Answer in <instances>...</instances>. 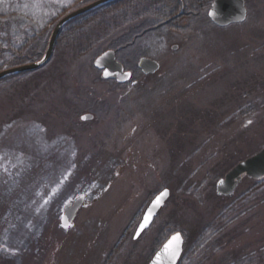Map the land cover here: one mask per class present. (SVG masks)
<instances>
[{
  "label": "rangeland",
  "instance_id": "rangeland-1",
  "mask_svg": "<svg viewBox=\"0 0 264 264\" xmlns=\"http://www.w3.org/2000/svg\"><path fill=\"white\" fill-rule=\"evenodd\" d=\"M202 1L207 11L213 0ZM21 3L38 24L82 5ZM245 3L241 24L146 37L119 56L132 75L122 86L100 77L91 51L75 54L62 41L42 67L0 79V264H147L165 226L182 231L189 246L232 198L259 188L244 176L232 196L215 189L230 167L264 147V0ZM6 34L0 69L9 64L3 54H19ZM142 56L159 64L153 74L136 65ZM85 113L93 118L82 121ZM163 187L170 197L134 240L142 210ZM80 194L92 203L63 232V201ZM35 195L38 220L29 208ZM232 202L237 213L247 208L237 216L225 211L230 223L216 237L223 251L199 264H221L224 253L228 262L264 258V196Z\"/></svg>",
  "mask_w": 264,
  "mask_h": 264
},
{
  "label": "trees",
  "instance_id": "trees-1",
  "mask_svg": "<svg viewBox=\"0 0 264 264\" xmlns=\"http://www.w3.org/2000/svg\"><path fill=\"white\" fill-rule=\"evenodd\" d=\"M91 1L93 0H81V3L86 4ZM8 5L10 9L2 12L4 7ZM24 7L26 5L23 6L21 0H2L0 2V32L2 30L6 32V37L8 38L13 35L15 40L11 39V44H14L13 46L19 50V54L9 52L8 56L5 55V57H3V54L1 58H7L9 61L6 67L15 66L10 65V63L25 59L35 61L40 58L46 48L47 37H49L55 22L68 12L65 7L56 17L54 16L52 20L49 19L48 23L38 24V20H36L37 18L34 17L33 13L30 10L27 12ZM206 7L207 5L202 0L110 1L91 9L87 13L76 16L66 23L57 36L56 45H58L59 41H62L64 50H70L75 54L91 51L95 56L110 48L116 51L117 59L120 60V55L126 57L127 54H133L138 49V45L151 35L159 36L172 30L180 32L193 31L195 26L199 24L202 29L210 25L216 28H224L218 27L211 22L207 16ZM21 10L26 13L21 12ZM14 17H18L20 23H16ZM19 36L23 38L19 39ZM123 61L122 59L121 62L125 66L126 64ZM238 111L240 116H245L249 112L247 106H241ZM253 182L256 187L259 186L256 191L246 197L245 193L237 195L232 200L241 198L242 202L244 200L248 202L253 197L260 201L264 196V178L257 181L253 180ZM232 200L226 206H223L217 215L213 217L214 219L211 223L205 224L207 226L202 228L199 237L191 245L188 246L186 238L184 239V249L178 264H199L200 258L204 254L211 256L223 251V238L216 237L219 229L227 227L230 223L231 218L222 220L225 211L229 208L231 211L228 213L232 215L236 213L235 215L237 216L247 208L243 202L245 209L239 210L237 213V206L233 208L231 203L234 202ZM173 231L170 224L165 226L162 230V235L156 240L157 245L159 246ZM230 256L231 254L224 253L221 258V264H264V258L260 256L249 258L247 256L240 259H235V257L233 262H228L227 258Z\"/></svg>",
  "mask_w": 264,
  "mask_h": 264
},
{
  "label": "water",
  "instance_id": "water-1",
  "mask_svg": "<svg viewBox=\"0 0 264 264\" xmlns=\"http://www.w3.org/2000/svg\"><path fill=\"white\" fill-rule=\"evenodd\" d=\"M110 1L114 0H95L61 17L54 25L50 36L48 37L47 46L42 57L31 63L0 70V79L13 73L34 70L43 66L52 55L57 36L63 28L62 26L76 16L87 13L91 9ZM245 6L244 0H213L209 8H207V13L208 17L215 25L225 27L230 24L243 22L246 19L247 8ZM94 65V67L102 69V77L104 78H114L121 83L130 78V72L124 71L123 65L116 59L115 50L110 48L101 53L94 60ZM137 65L144 73L153 74L159 68V64L148 57H141ZM82 117H84L83 120H85L92 118V115L85 114ZM244 175L253 179H260L264 176V147L230 167L225 175L222 178L220 177L216 182V193L223 196L232 195ZM169 196L170 190L168 188H162L152 199H150L151 201L148 202V205L143 210L141 219L135 229L133 235L134 239L138 238L142 231L150 226L152 220L156 217L159 209L165 205ZM83 200L84 196L80 195L66 203L62 217L63 224H70L79 207L83 205ZM176 234H179L180 236L179 241L172 240V237ZM182 239L183 236L181 232L176 231L172 233L159 249L155 251L147 264H176L183 250ZM169 245L170 247L166 250V246Z\"/></svg>",
  "mask_w": 264,
  "mask_h": 264
},
{
  "label": "flooded vegetation",
  "instance_id": "flooded-vegetation-1",
  "mask_svg": "<svg viewBox=\"0 0 264 264\" xmlns=\"http://www.w3.org/2000/svg\"><path fill=\"white\" fill-rule=\"evenodd\" d=\"M113 81H114V80H113ZM114 82H115V81H114ZM116 83H120V82H117V81H116ZM63 137H64V140H65V141H63L64 143H66V142L69 141V140H71V142H73V141H72L73 139H71L68 135L63 134ZM77 163H78V162L75 161V163H74V166H75V167H77ZM82 163H83V162H82ZM65 184H66L67 187H68L70 183L67 182V183H65ZM106 188H107V186H106ZM106 188H105V189H106ZM105 189H104V190H105ZM61 190H62V189H61ZM76 196H77V195H76ZM74 197H75V196H74ZM74 197H73V198H74ZM84 198H85V201H86V200H87V198H86V194L84 195ZM68 200H69L68 198H67V199H64L63 204H62V206H61V212L63 211V208H64V204H65V202H67ZM62 207H63V208H62ZM62 213H63V212H62ZM71 224H73V223H71ZM71 224H69V227H65V226L61 223V217H60V226H61L60 229H61L63 232H65V230H67V228H73V225H71Z\"/></svg>",
  "mask_w": 264,
  "mask_h": 264
},
{
  "label": "snow or ice",
  "instance_id": "snow-or-ice-1",
  "mask_svg": "<svg viewBox=\"0 0 264 264\" xmlns=\"http://www.w3.org/2000/svg\"><path fill=\"white\" fill-rule=\"evenodd\" d=\"M82 118H84V117H82ZM64 226H65V227H69V225H68L67 223H65ZM142 227H143V225H142ZM172 240H173V241H179V240H180V236H179V234H176L175 236H173V237H172ZM168 247H170V245H169V246H166V250L168 249Z\"/></svg>",
  "mask_w": 264,
  "mask_h": 264
},
{
  "label": "crops",
  "instance_id": "crops-1",
  "mask_svg": "<svg viewBox=\"0 0 264 264\" xmlns=\"http://www.w3.org/2000/svg\"><path fill=\"white\" fill-rule=\"evenodd\" d=\"M16 168H17V167H16ZM16 168H15V169H16ZM5 169H7V167H5ZM15 169H14V170H15ZM17 169L19 170V168H17ZM18 170H17V171H18ZM6 171H7V170H6ZM6 171H5V172H6ZM30 206H31V207L33 206V202H32V201H30Z\"/></svg>",
  "mask_w": 264,
  "mask_h": 264
}]
</instances>
